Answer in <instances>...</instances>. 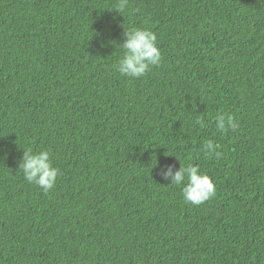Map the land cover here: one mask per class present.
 Listing matches in <instances>:
<instances>
[{
    "label": "trees",
    "instance_id": "obj_1",
    "mask_svg": "<svg viewBox=\"0 0 264 264\" xmlns=\"http://www.w3.org/2000/svg\"><path fill=\"white\" fill-rule=\"evenodd\" d=\"M0 264H264V0H0Z\"/></svg>",
    "mask_w": 264,
    "mask_h": 264
}]
</instances>
